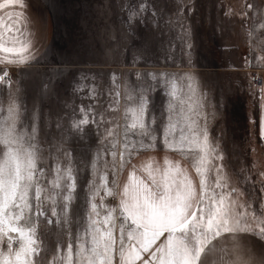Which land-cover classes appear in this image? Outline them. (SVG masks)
Segmentation results:
<instances>
[{"label": "snow or ice", "instance_id": "1", "mask_svg": "<svg viewBox=\"0 0 264 264\" xmlns=\"http://www.w3.org/2000/svg\"><path fill=\"white\" fill-rule=\"evenodd\" d=\"M24 8L25 0H0V64L22 66L35 59ZM258 27L264 29V23ZM250 35L264 50L257 27ZM149 78L155 83L137 91L113 77L115 96L109 108L121 111V121L104 130L79 193L75 165L60 159L69 151L57 153L55 166L45 168L35 121L25 125L24 108L11 91L7 104L0 103V264H37L41 218L49 224L54 218L68 235L67 246L58 242L48 264H206L210 257L209 264H264V258L257 260L239 241L242 234L264 240V203L256 209L245 197L206 123H200L207 118L200 112L193 78L166 73H149ZM0 84L11 87L7 71L0 73ZM157 86L167 97L160 141L190 161V167L166 156L162 162L148 158L128 168L141 151L156 148L154 125L159 120L149 104ZM91 111V106L82 107L72 128L80 131L97 123ZM99 122H104L103 115ZM261 123L264 133V117ZM125 169L127 177L121 182ZM77 200L73 235L72 206ZM225 236L233 242L231 254L216 246Z\"/></svg>", "mask_w": 264, "mask_h": 264}, {"label": "rangeland", "instance_id": "2", "mask_svg": "<svg viewBox=\"0 0 264 264\" xmlns=\"http://www.w3.org/2000/svg\"><path fill=\"white\" fill-rule=\"evenodd\" d=\"M25 4L35 59L22 66L0 64V73L7 71L12 80L10 88L0 84V103L7 104L11 91L24 108L25 125L35 121L45 168L54 167L56 154L68 150L70 155L60 159L75 165L77 192H82L104 130L121 121V111L109 108L115 96L113 77L140 91L146 83H155L149 73L188 75L207 118L200 123H206L227 169L259 209L264 203V103L259 99L264 93L259 82L264 50L250 33L257 27L264 38V29L258 27L264 23V0H25ZM137 73L143 78L137 79ZM93 87L95 93L90 92ZM166 100L163 88L151 92L150 112L159 120L154 125L155 149H166L159 138ZM90 106L89 116H96L97 123L73 129L71 122L81 118L80 109ZM79 205L77 200L72 206L73 235ZM39 232L42 251L36 261L48 264L58 242L67 246V229L57 226L54 218L52 224L41 218ZM239 241L257 260L264 258V240L242 234ZM215 243L231 254L229 237Z\"/></svg>", "mask_w": 264, "mask_h": 264}, {"label": "crops", "instance_id": "3", "mask_svg": "<svg viewBox=\"0 0 264 264\" xmlns=\"http://www.w3.org/2000/svg\"><path fill=\"white\" fill-rule=\"evenodd\" d=\"M264 82V74L262 75L261 79H260V86H262V83ZM262 88H264V86H262ZM259 99L260 101L264 103V93L261 91L260 95H259ZM168 157L169 159L172 160H178L181 162L182 166L184 167H190V161L188 160H184L179 154L175 153V152H171L167 149H150L147 150L145 152L140 153L138 156L134 157L131 160V163L129 164L128 168H131L132 165H140L143 161L147 160L148 158H153L157 161L162 162L163 159L165 157ZM127 171L128 169H125V171L120 175V181L123 182L126 177H127ZM191 171V169H190ZM192 175L195 178V173L194 171H192Z\"/></svg>", "mask_w": 264, "mask_h": 264}, {"label": "built area", "instance_id": "4", "mask_svg": "<svg viewBox=\"0 0 264 264\" xmlns=\"http://www.w3.org/2000/svg\"><path fill=\"white\" fill-rule=\"evenodd\" d=\"M260 82V81H259Z\"/></svg>", "mask_w": 264, "mask_h": 264}]
</instances>
